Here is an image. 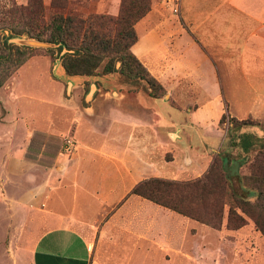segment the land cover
<instances>
[{
	"label": "crops",
	"instance_id": "0c3cea01",
	"mask_svg": "<svg viewBox=\"0 0 264 264\" xmlns=\"http://www.w3.org/2000/svg\"><path fill=\"white\" fill-rule=\"evenodd\" d=\"M184 1L178 9L183 23L173 38L159 20L155 24L150 19V12L137 24L142 32L138 31L132 50L167 90L178 87L169 81L171 77L187 73L195 79L190 86L199 92L196 99L201 102L190 111V123L196 126L207 120L201 113L212 104L211 98L223 100L216 81L220 61L223 75H264V0H190L188 5ZM119 7L120 0L95 4L99 13L112 15ZM171 41L176 45L172 57L165 53ZM139 42L142 46L137 48ZM202 75L211 76L214 97L205 94ZM130 90L118 84L85 106H71L70 100L55 103L73 107V117L63 115L61 122L62 132L69 131L77 141V150L68 163L41 165L47 174L43 183H39L36 147L17 146L7 152L11 160L29 166L28 181L5 178L0 185L5 188L6 211L24 219L17 230L30 236L31 264H132L135 252L141 250L143 257L150 243L163 245L153 226L160 216L165 219L167 209L131 190L149 177L177 179L166 174V150L174 152L172 162H176L184 152L188 158L193 146L176 149L184 138L177 122L166 132L160 128L164 114L150 104L165 103L162 98L147 99L149 92L142 91L132 97ZM53 124L54 119L49 137L61 132ZM23 154L29 155V163ZM11 184L19 185L20 192H11Z\"/></svg>",
	"mask_w": 264,
	"mask_h": 264
},
{
	"label": "rangeland",
	"instance_id": "374dc122",
	"mask_svg": "<svg viewBox=\"0 0 264 264\" xmlns=\"http://www.w3.org/2000/svg\"><path fill=\"white\" fill-rule=\"evenodd\" d=\"M51 1L44 0L46 19H49L55 11L51 7ZM96 1L67 0L69 8L82 14L99 13L95 8ZM181 1L151 0L150 19L155 24L159 20L158 22L168 29L171 38L178 33L183 23L178 10ZM27 2L28 0H0V16L8 8L14 5H24ZM189 2L190 0H186L183 3L188 5ZM141 28L139 27L138 31L142 32ZM1 33L5 39L13 37L10 31L2 30ZM141 46L142 42H139L137 48ZM175 46L174 41L166 45L167 56L172 57ZM63 52L64 50L61 52L57 50L53 56L46 51L33 53L28 61L0 88V179L10 178L19 183L28 178L29 166L26 164L24 167L23 163L19 164L18 161L11 160L12 157L7 153L9 150L15 151L17 146L37 148L39 183H43L47 178L45 167L41 165L71 161L77 150V141L69 131L62 132L61 117L63 115L73 117L74 110L73 107H64V105L62 107L61 103L56 107L57 101L70 100L71 106H85L99 98L102 93L111 91L118 84L128 85L132 97H136L137 91H142L143 93L149 92L146 98L152 99L145 80H132L120 73L121 61H117L115 71L108 74L102 72L103 63L95 75L71 76L65 72ZM156 53L157 51L152 54L156 56ZM219 63L220 72L216 76V81L221 86L225 100L228 102L231 116L240 120H254L260 124H248L238 132H231L228 128V119L220 123L226 110L224 100L215 101V98H211L212 104L204 107L201 113V116L206 117L207 120L203 122L202 117H199L202 122H197L196 126L192 125L190 111L199 107L201 102L200 99H196L199 92L191 89L190 86L195 79L187 73L171 77L169 81L172 84L176 83L174 86L178 87L174 90L166 89V94L160 97L165 103L159 102L155 106L150 104V108L162 116L164 114V119H160V128L164 132L175 128L173 121L183 127L184 138L176 143L178 151H185V148L190 149L193 146L188 158H185L184 152L176 162H172L174 152L171 149L166 150V174L175 175L177 180L194 179L203 175L220 152L229 151L234 155L240 154L241 150L232 146L231 143L232 137L236 134L252 132L259 136L264 135V101L261 97H264V75H223L221 61ZM200 81L206 88L205 94L214 97L216 92L211 76L202 75ZM53 119L54 127L61 132L49 137V124L53 122ZM170 137L176 138L177 136L170 135ZM9 140H14V143L12 144V141L9 143ZM69 140L71 142H68ZM22 156L29 163V155L23 154ZM253 157L252 153L247 155L246 159L249 161ZM247 166L240 167V174L248 173ZM234 167L236 163L233 164ZM247 183L241 181V183L236 182V185L247 187ZM2 189L5 188L0 185V264H31L30 236L18 234L17 224L21 220L20 215L17 213L11 216L6 211ZM8 189L13 193L20 192L19 185L11 184ZM250 198L254 199L255 194L253 193ZM168 210L165 219L163 220L160 216L158 224L153 226L154 229L158 228V236L159 239H163L161 241L163 245L150 243L148 258L145 250L143 257L141 250L135 252L132 264H264V237L252 220L248 219L247 224L239 229H229L226 213L222 227L216 229ZM23 222L24 219L20 221V224ZM119 258L118 256V260Z\"/></svg>",
	"mask_w": 264,
	"mask_h": 264
},
{
	"label": "trees",
	"instance_id": "16d2710c",
	"mask_svg": "<svg viewBox=\"0 0 264 264\" xmlns=\"http://www.w3.org/2000/svg\"><path fill=\"white\" fill-rule=\"evenodd\" d=\"M51 7L55 11L49 19L44 0H28L2 12L0 88L33 53L46 51L53 56L55 51L67 49L62 59L68 75H95L103 63L102 72L108 74L121 61L120 73L132 80H145L152 97L166 94L163 84L132 50L139 39L137 24L151 11V0H120L117 15L82 14L69 8L67 0H52ZM2 30L10 31L13 37L26 34L59 46L46 50L18 46L9 43L10 38L5 39ZM221 94L226 110L220 123L228 119L231 132L260 124L231 116L222 90ZM231 143L241 153L220 152L203 175L188 180L149 177L138 182L131 193L216 229L222 227L226 213L229 229H239L250 219L264 237V135L242 132L232 137ZM252 153L254 157L248 161L246 157ZM244 165H248V173L242 175L239 169ZM241 181L248 182V186H237L236 182ZM253 193L255 198L251 199Z\"/></svg>",
	"mask_w": 264,
	"mask_h": 264
},
{
	"label": "water",
	"instance_id": "95a60500",
	"mask_svg": "<svg viewBox=\"0 0 264 264\" xmlns=\"http://www.w3.org/2000/svg\"><path fill=\"white\" fill-rule=\"evenodd\" d=\"M9 43L16 44L18 46H26V47H32V48H56L59 46V44H56L54 42L40 40L38 38L33 37H23L20 35L14 36L9 39ZM68 50L64 49L63 53H66Z\"/></svg>",
	"mask_w": 264,
	"mask_h": 264
},
{
	"label": "built area",
	"instance_id": "2783aa9c",
	"mask_svg": "<svg viewBox=\"0 0 264 264\" xmlns=\"http://www.w3.org/2000/svg\"><path fill=\"white\" fill-rule=\"evenodd\" d=\"M68 142H71V140H69Z\"/></svg>",
	"mask_w": 264,
	"mask_h": 264
}]
</instances>
